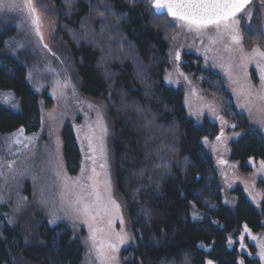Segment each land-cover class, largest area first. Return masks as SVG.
Returning a JSON list of instances; mask_svg holds the SVG:
<instances>
[{"label": "trees", "instance_id": "16d2710c", "mask_svg": "<svg viewBox=\"0 0 264 264\" xmlns=\"http://www.w3.org/2000/svg\"><path fill=\"white\" fill-rule=\"evenodd\" d=\"M50 1L54 41L78 85L57 98L49 123L46 93L0 53V90L19 100L15 111L0 109V133L40 129L32 152H46L28 159L21 192H6L24 204L0 211V264H264L263 62L237 70L255 45L264 50L259 13L216 71L203 54L177 48V19L154 13L150 0ZM175 67L217 107L200 92L189 109ZM56 168L66 171L63 212L44 202ZM79 172L87 212L73 202Z\"/></svg>", "mask_w": 264, "mask_h": 264}, {"label": "rangeland", "instance_id": "374dc122", "mask_svg": "<svg viewBox=\"0 0 264 264\" xmlns=\"http://www.w3.org/2000/svg\"><path fill=\"white\" fill-rule=\"evenodd\" d=\"M26 2L27 0H0V53L19 60L26 69V79L31 87L39 92L44 91L46 93L48 104L42 100V106H45L42 113L45 116V120L49 122L60 110L57 107L54 109V104L61 100L68 89L76 88L78 83L75 80L76 76L74 75V65L71 57L60 42L54 41L55 19L53 3L50 0H32V6L36 8V14L40 21V35H37L36 27L32 24L31 14L28 8L24 6ZM13 3L16 6L9 10L10 5ZM256 12L259 13L261 31L264 35V0H252L250 6L245 9L242 15L229 19V21L221 22L219 32L215 25H210L201 32L190 31L186 27H182V21L176 20L175 45L177 48H181L184 45L187 46L186 51L203 54L208 61L205 66H210L218 71L223 49L227 50L228 46L233 43L231 35L224 29V23H231L233 19L237 21L233 25V29L239 34L242 42V30L249 27L251 17ZM241 42L235 44L240 47ZM254 47L259 48L257 45ZM259 50L264 51L261 48ZM176 55L177 52L173 56L174 59ZM246 55L249 57L247 58L248 61L246 63L241 61L242 64L237 66V70L243 68L244 65L255 67L257 59H260V57L253 55V51H248ZM222 61H225V64L229 62H226L224 58ZM262 62L264 69V60ZM173 74L179 84L188 88L187 105L189 109L195 111L198 104L196 96H199L202 91L193 80L180 75L176 67ZM202 95L205 96L203 93ZM205 98V101L207 100L213 107H217V103L215 104L211 98L207 96ZM6 108L13 111L17 110L19 108V100L9 90H0V109ZM62 117H65V115ZM21 129L23 130L22 132L20 131ZM40 131L39 129L34 132H26L24 128H17L10 132L0 133V211L3 208L2 212L6 215H9L18 207L21 208V204H24L21 194H19L20 197L17 196L15 201L11 200L14 204L11 201H6V192L10 190L12 192H21L22 188H19V184L22 185V181L26 180L29 174L27 168L28 159L32 158L36 164L46 157L45 150H42L41 153L32 152L34 142ZM65 174L66 171L63 168H56L50 173V183L45 180L43 183L45 194H52V196L46 195L44 202L46 199L51 198L57 204L60 212H63L66 207V203L63 202L65 189L62 185ZM54 178L56 180L51 184ZM75 178V180L71 181L72 186H70L75 189L73 202L79 210L83 211L84 208L81 203L82 188L79 184L82 173L79 172ZM75 182L76 185L74 187L73 184ZM5 206H7V209L4 208ZM89 225L94 227L93 221L90 220ZM208 261L210 260H206L205 264H208Z\"/></svg>", "mask_w": 264, "mask_h": 264}, {"label": "snow or ice", "instance_id": "6c2138e0", "mask_svg": "<svg viewBox=\"0 0 264 264\" xmlns=\"http://www.w3.org/2000/svg\"><path fill=\"white\" fill-rule=\"evenodd\" d=\"M251 2V0H150V6L157 12L162 10H167V14L182 21V27H186L190 31L201 32L210 25H215L217 31L219 32L221 22L229 21L230 18L236 16L246 9V6ZM16 5L13 3L10 5L9 10L14 8ZM28 8L29 13L32 17V24L36 27L37 35L39 33V17L36 14L37 10L32 6V0H27L24 5ZM237 23L234 19L231 23H224V29L231 35V40L233 43L239 44L241 42V37L233 29V25ZM253 55L260 57L264 60V51H260L259 48H253ZM176 58L179 59V53H177ZM261 80L264 81V69H262ZM264 100V96L260 97ZM23 131L22 129L20 130ZM106 131V129H104ZM219 139V137H217ZM91 148V142H90ZM264 166V164H262ZM101 167L105 165L101 164ZM95 175V169H93ZM93 192L95 193V183L93 184ZM99 198V194L96 193ZM115 204V201H112ZM118 209V206H117ZM88 206L85 205L84 211L87 212ZM117 238L121 244L127 241L126 235L117 234ZM113 251L116 250L115 245H110ZM100 256H103L101 249H97ZM262 258H264V253H262ZM208 264H212L208 261Z\"/></svg>", "mask_w": 264, "mask_h": 264}, {"label": "water", "instance_id": "95a60500", "mask_svg": "<svg viewBox=\"0 0 264 264\" xmlns=\"http://www.w3.org/2000/svg\"><path fill=\"white\" fill-rule=\"evenodd\" d=\"M153 9V8H152ZM153 11H154V13H156V14H158V15H166L167 17H170V18H174V17H172V16H169L168 14H167V10L165 9V10H162V11H160V12H157L155 9H153ZM238 14V13H237ZM236 14V15H237Z\"/></svg>", "mask_w": 264, "mask_h": 264}]
</instances>
